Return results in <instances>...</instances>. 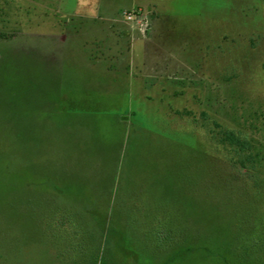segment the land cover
Returning a JSON list of instances; mask_svg holds the SVG:
<instances>
[{
	"label": "rangeland",
	"instance_id": "374dc122",
	"mask_svg": "<svg viewBox=\"0 0 264 264\" xmlns=\"http://www.w3.org/2000/svg\"><path fill=\"white\" fill-rule=\"evenodd\" d=\"M84 1L0 0V264H69L64 213L91 253L109 238L150 254L143 220L157 216L178 225L175 264H219L237 237L261 240L245 264H264V0H101L117 20L140 9L143 37L154 16V39L182 63L119 78L50 61L35 38L48 10ZM215 124L250 141L260 177L212 139Z\"/></svg>",
	"mask_w": 264,
	"mask_h": 264
},
{
	"label": "crops",
	"instance_id": "0c3cea01",
	"mask_svg": "<svg viewBox=\"0 0 264 264\" xmlns=\"http://www.w3.org/2000/svg\"><path fill=\"white\" fill-rule=\"evenodd\" d=\"M90 1L93 2L84 1L71 10H48V23L44 24V28L38 29L40 31L35 38L47 41L49 48H45L44 54L50 61L61 62L70 57H80L92 64L94 71L97 64H106L101 70L115 73L114 78H119L120 74L128 76L133 70L144 73L136 64H150L154 60L182 64L174 52H167L165 47L154 39V16L150 18V28L143 37L131 29L123 19L114 18L111 8L104 6L101 0H96L94 6H90ZM52 20L55 21L53 25ZM67 42L70 47L75 45L78 54L70 55ZM143 70L148 71L145 68ZM139 86L146 88L144 83Z\"/></svg>",
	"mask_w": 264,
	"mask_h": 264
},
{
	"label": "trees",
	"instance_id": "16d2710c",
	"mask_svg": "<svg viewBox=\"0 0 264 264\" xmlns=\"http://www.w3.org/2000/svg\"><path fill=\"white\" fill-rule=\"evenodd\" d=\"M215 129L216 130H209L210 136H212V139L216 141L218 145L227 146L229 151L232 152L234 159H236L234 163L237 164L240 168L246 169V171L255 176L254 178L260 177L259 173L256 172L257 161L256 156L253 153V148L250 141L240 133L228 129L222 130L220 129V126L216 124ZM262 180L264 181V179ZM249 190L252 191L254 189L249 187ZM250 195L253 197L252 194ZM72 216L73 214L69 215L67 213H64L62 215V217L66 220V229H71L70 234L76 236L81 232L77 230L76 226L72 222ZM149 220H146L145 218L143 220L145 223L144 236L148 239H140V242L141 245L145 244L146 246L148 245L155 249L152 250L153 252H151L150 254L144 255L139 252L130 254L128 252L122 255L117 252L116 243L109 238L104 239L103 249L99 247L100 245L97 243L98 240L96 239L95 241L97 245L95 246L94 251L91 253V245L90 243L84 241L85 238L81 239V242H74V240H76L77 238L71 235V237H69V240H71V247H73L75 251L74 256H72L73 258L69 259V264H118L120 261L122 262V264H129L128 261H130L131 264H150V261L153 259L154 255H157L162 251L164 254H166V256H168L167 263L162 264H175V262L173 261L176 258L178 261L183 254H186V252L183 253L181 252V250H179V248L181 247H178L180 243L182 244V241H180L179 237L177 236L176 228L178 225L175 224L172 220L164 224L162 219H159L157 216H155L150 221ZM233 240L234 244L232 247L228 249L223 247L217 249V251L222 249V252L215 254L216 256L221 257L219 264H245L246 257H251V253L255 250V247H259L262 244L261 240L259 239H251V244H249V247H245L243 238L237 237ZM85 242L87 244H85ZM85 245L90 250L87 256H85L84 254V252L88 250ZM100 249L102 250L101 254L97 253L101 251ZM184 250H189V248H185ZM188 253L189 252L187 251V254ZM205 255H207V253H205ZM143 261H145V263H143Z\"/></svg>",
	"mask_w": 264,
	"mask_h": 264
},
{
	"label": "built area",
	"instance_id": "2783aa9c",
	"mask_svg": "<svg viewBox=\"0 0 264 264\" xmlns=\"http://www.w3.org/2000/svg\"><path fill=\"white\" fill-rule=\"evenodd\" d=\"M140 9L133 8L128 11H123L122 18L132 28L136 27L141 34H145L147 30V24L143 22V15Z\"/></svg>",
	"mask_w": 264,
	"mask_h": 264
}]
</instances>
